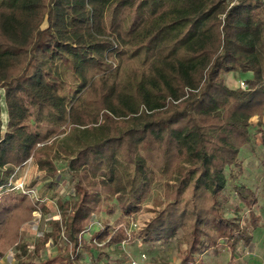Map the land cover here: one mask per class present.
I'll return each instance as SVG.
<instances>
[{
	"label": "trees",
	"instance_id": "trees-1",
	"mask_svg": "<svg viewBox=\"0 0 264 264\" xmlns=\"http://www.w3.org/2000/svg\"><path fill=\"white\" fill-rule=\"evenodd\" d=\"M228 1L0 0V182L32 158L51 178L39 198L48 194L60 214L36 252L65 243L53 257L27 254L14 264L98 260L93 240L109 246L128 237L120 228L109 234L108 217L119 210L116 224H128L161 182L143 243L175 240L178 264H202L199 255L221 242L250 245L256 198L235 184L251 119L264 127V3ZM231 73L249 74L245 86L229 87ZM63 129L78 145L67 161L68 198L55 191L46 145ZM227 185L249 212L245 227L225 213ZM39 206L48 212L27 195L2 193L0 250L19 241ZM93 217L104 227L86 240Z\"/></svg>",
	"mask_w": 264,
	"mask_h": 264
},
{
	"label": "rangeland",
	"instance_id": "rangeland-1",
	"mask_svg": "<svg viewBox=\"0 0 264 264\" xmlns=\"http://www.w3.org/2000/svg\"><path fill=\"white\" fill-rule=\"evenodd\" d=\"M42 26H45L43 23ZM249 74L244 73H231L229 76H224L229 87H240L241 80H244ZM3 90L0 88V102L2 107L1 120L5 125L4 119L5 104L3 100ZM256 117L251 119V128L249 137L251 138L247 146L240 151V159L242 161V170L237 174L238 188L242 186L247 187L252 191L256 198V204L253 206L252 211L257 219V228L250 231L252 237L249 246H244L243 242H238L236 248L229 249L224 242L215 248L209 249L207 252L201 253L199 258L202 264H264V141L258 133L264 130L257 124ZM264 122V118H263ZM81 127L80 130H82ZM65 134H60L47 140V146L50 147L49 151L53 155V161L57 170L55 178V191L61 198H68L70 194L73 195L72 181L67 172V161L71 158L74 152L78 149L77 142L72 133L68 129H63ZM18 176L20 175L21 181H25L28 188L35 189V195L29 196V199L34 202L37 201L47 208L48 212L44 213L41 207L37 208L32 213L31 219L24 223L19 229V241L7 250H0V264H14L16 258L27 257L30 254L35 261H40L47 257L53 256L57 253L63 252L65 243L63 241L58 243L47 242L43 247L36 252V244L43 237L44 234L50 232V220H59L60 214L56 207L55 200H50L47 196L39 198V189L50 181V177L46 175L45 171L38 170L34 164L33 159L29 158L26 163L17 170ZM228 174V170H226ZM164 188L161 183H155L150 194L146 198V202L140 206L132 217L128 220V224H116L120 217V212L117 210L115 214L108 217L107 226L108 233L114 234L119 228L124 229L127 238L119 245L106 246V240L96 242L94 244L100 246L101 254L97 261L98 264H129V259L137 258L141 254H145L147 264H178L179 258L176 256V241L169 244H145L139 237V232L146 225V223L155 216V212L159 209L156 204H160ZM227 193L230 194V202L225 207V213L228 217H236L239 219L241 225L245 227L249 219V212L244 207V204L237 197L234 190L227 185ZM92 220V219H91ZM104 218L98 217L100 224L99 230L104 227ZM36 226L37 228H33ZM97 229V230H98ZM115 229V230H114ZM85 233L86 240H90V232L96 231V228L90 229ZM110 237V236H109ZM107 237V239H109ZM26 250L28 253H26ZM8 256L12 257L8 261ZM92 264L91 262H88Z\"/></svg>",
	"mask_w": 264,
	"mask_h": 264
},
{
	"label": "built area",
	"instance_id": "built-area-1",
	"mask_svg": "<svg viewBox=\"0 0 264 264\" xmlns=\"http://www.w3.org/2000/svg\"><path fill=\"white\" fill-rule=\"evenodd\" d=\"M238 0H229V7L233 4H235ZM264 3V0H258ZM244 83L243 81L240 82V87H244ZM3 117V114H2ZM5 121V119H4ZM4 128V126H3ZM20 169V168H18ZM15 169L10 176L7 178V180H5L4 182H0V197L2 195V193L4 192H15V193H20V194H24L27 196H33L35 195V189L34 188H28V186L26 185L25 181H21L20 175L18 176V172ZM100 226L98 220L96 218H92L91 220V224L89 226V229L93 228V229H98ZM33 228H36V226H32ZM98 227V228H97ZM8 261L12 260L11 256H8L7 258ZM129 264H147V259L145 257V254H141L139 257L137 258H133V259H129Z\"/></svg>",
	"mask_w": 264,
	"mask_h": 264
},
{
	"label": "crops",
	"instance_id": "crops-1",
	"mask_svg": "<svg viewBox=\"0 0 264 264\" xmlns=\"http://www.w3.org/2000/svg\"><path fill=\"white\" fill-rule=\"evenodd\" d=\"M233 74V73H232ZM231 74H227L226 76H229ZM242 81V80H241ZM264 118V116H263ZM263 118H262V121H263ZM37 228V227H36ZM46 244V243H45ZM56 255V254H55ZM86 255V254H85ZM54 256V255H53ZM53 256H50V257H53ZM85 258V264H89L88 262H91L92 264H98L97 263V259L93 258V256H89V254L87 256L84 257Z\"/></svg>",
	"mask_w": 264,
	"mask_h": 264
}]
</instances>
